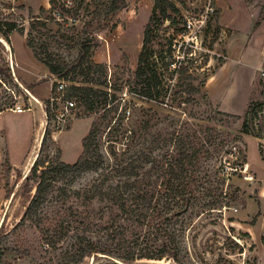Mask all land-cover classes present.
<instances>
[{"label": "rangeland", "instance_id": "1", "mask_svg": "<svg viewBox=\"0 0 264 264\" xmlns=\"http://www.w3.org/2000/svg\"><path fill=\"white\" fill-rule=\"evenodd\" d=\"M108 1L0 0V21L16 26L4 33L6 26L3 25L0 39L5 40L10 49L8 37L16 32L13 36L16 48L22 47L24 38L25 42H32L40 58L47 59L50 55L71 63L82 44L92 36L103 5ZM166 1L177 12L167 9L170 18L157 21L154 28L159 36L173 37L172 55L185 61L189 59L191 63L186 62L184 66L205 81L204 97H197L193 104H173L172 108L128 93L123 60H127L128 70L135 69L154 0L133 1L124 16L121 13L118 16L116 27L105 34L99 46L90 47L81 66L63 80L65 97L68 93L65 86L73 84L117 95L118 109L111 129L105 128L99 137L105 164L128 163L146 137L157 141L153 157L158 165L164 163L172 149L168 141L172 134L193 141L199 151L196 164L184 177L193 198L187 210L177 216L169 215L171 233L174 235L176 229L178 234L176 240L169 239V253H175L176 258L168 255L160 260L119 262L264 264V138H261L264 136V106L255 115L249 109L252 102L264 103V76L261 75L264 0ZM9 56L12 58L11 53ZM4 61L2 64L6 67ZM95 64H100L102 69L94 70L92 65ZM10 73L12 78L0 71V264H67L62 256L73 251L72 229L77 225L92 229L87 236L96 243L110 245L105 231L99 229L108 219V216L98 217L103 203L94 202L85 207L79 202L83 201L82 195H77V192L82 194L81 189L98 178L100 172H84L76 178L61 177L43 198L46 202L31 218L22 220L37 183L29 177L32 159L38 155L47 130L41 152L42 158L47 160L45 165L56 155L64 162L73 163L81 153L82 138L102 110L86 111L74 97H69L75 101V108L59 118L50 117L46 113V100L59 92L55 87L50 94L49 78L43 79L42 99L38 103L24 90V85L14 79L11 69ZM55 78L52 76L51 80ZM122 106L126 112L133 111V116H126L120 129ZM17 107L20 112L14 111ZM23 113L39 118L33 136L23 129L27 123V114L20 116ZM118 114L119 119L114 123ZM245 117L251 127L249 133L241 131ZM143 125L149 132L141 128ZM159 173L150 178L153 201H170L164 189L165 179L161 171ZM120 179L127 180L116 176L105 185L120 184ZM120 225L127 229V240L140 233L137 236L140 242L147 235V228L140 231L130 221L120 220ZM46 229L47 234L43 232ZM152 240L157 246L163 242V239ZM105 261H110L109 257L97 253L85 257L79 264Z\"/></svg>", "mask_w": 264, "mask_h": 264}, {"label": "trees", "instance_id": "2", "mask_svg": "<svg viewBox=\"0 0 264 264\" xmlns=\"http://www.w3.org/2000/svg\"><path fill=\"white\" fill-rule=\"evenodd\" d=\"M133 1L135 0H109L104 4L92 36L82 44L77 58L71 63L55 59L50 55L47 56V59H42L34 50L31 41L27 40L26 44L31 48L34 57L44 63L53 76L60 80H66L69 72L81 66L89 48L99 46L105 34L116 27L119 23L118 16L120 13L124 16ZM162 2L165 5L161 6ZM167 9L174 13L177 12L168 1L154 0L152 13L143 31L141 49L135 69L128 70L127 60H123L127 75L124 85L127 87L128 93L137 98L164 103V105L174 108L175 105L173 104H193L197 101V97H204L202 88L205 81L200 79L188 66H184V63L188 62L189 59L185 61V59H179L172 55L170 46L173 37L159 36L155 30L154 24L157 21L170 18ZM173 22L178 23V20H173ZM120 23L123 26V23ZM3 25L6 26V29L3 30L4 33L16 29L14 23L0 21V31ZM92 68L99 70L102 69V66L95 64L92 65ZM0 71L12 78L9 68L4 67L2 63H0ZM56 85V81H53L52 92ZM65 88L68 92L66 98L74 97L86 111L94 112L101 109L102 112L91 123L87 134L82 138L81 153L73 163L64 162L59 155H56L53 160H49L45 165L47 160L41 156L42 146L48 132L45 130L39 153L30 168L29 177L37 180L35 192L26 207L22 220L31 218L37 209L46 202L43 201V198L61 177L67 175L76 178L84 172L99 171L98 178L83 187L81 189L82 194L77 192V195H82L83 201L79 202L85 207L93 205L94 202L103 203V206L98 210V217L104 219L108 216V219L99 229L105 231L106 240L110 242V245L96 243L87 236V232L92 229L77 225L72 229L74 231L73 251H67L62 256L67 264H79L85 257L97 253L106 255L110 259V261L99 264H121L119 261L128 262L136 259L160 260L167 257L170 255L169 239L176 240L178 235H176V229L174 235L171 233L173 229L169 224L171 221L169 215L177 216L187 210L189 201L193 198L192 190L184 181V177L189 172V168L193 167L198 160L199 151L196 150V145L193 141H185L181 135L172 134L168 138L172 149L166 155L165 158L167 159L164 163L158 165V162L155 164L153 157L157 141L146 137L141 141L140 150L134 153L135 157L130 158L128 163L109 166L105 164V156L99 144V137L105 128L111 129L112 119L115 118L118 109V104L115 102L117 95L109 91L75 84L65 86ZM48 103L49 100H46V112H48ZM263 106L264 103L262 102H252L249 109L255 115ZM119 114L120 129H122L123 119L130 114L133 116V111L126 112L122 106ZM119 114L114 123L118 121ZM225 114L238 118L237 115ZM141 128H144L145 132H149L147 126L144 127L143 125ZM250 128L248 118L245 117L241 131L249 133ZM123 133L124 131L121 134ZM160 171L163 179H165L164 189L168 192L170 201H153V187L150 178L153 174L159 176ZM52 173H54L53 177L51 176ZM116 176L125 177L127 180L120 179V184L105 185V182H110ZM141 179H145V182L143 183ZM94 199L100 201H92ZM75 214L81 215L79 211H75ZM120 220L130 221L140 231L147 228L145 229L147 235L144 236V240L138 241L137 236L140 233H135L134 239L127 240V229L121 227ZM43 232L49 233L48 229ZM62 237L63 235L60 238ZM153 238L163 239L162 244L155 245ZM48 242L46 241V244ZM170 257L175 259V253H172Z\"/></svg>", "mask_w": 264, "mask_h": 264}, {"label": "crops", "instance_id": "3", "mask_svg": "<svg viewBox=\"0 0 264 264\" xmlns=\"http://www.w3.org/2000/svg\"><path fill=\"white\" fill-rule=\"evenodd\" d=\"M16 32H12L9 38V46L10 49H6L2 43L3 39H0V55L2 54L3 57H7L9 53H11L12 60H13V73L16 77V80L21 84L24 85V88L27 89L30 94L38 100L40 103V86L43 82L45 77L49 78L50 82V94L52 90V83L54 80L52 79V74L49 72L48 68L38 61L31 49L26 45L25 39L23 38V45L20 48H16L13 43V36ZM5 41V40H4ZM5 48V49H4ZM10 50V52H9ZM55 77V76H53ZM50 96V95H49ZM49 98V97H48ZM4 113V112H3ZM25 119L27 121L25 127L23 129L31 136L34 135V131L37 128L36 119H39L37 115H32L31 113H23L20 116L25 115ZM31 114V115H30ZM1 117V115H0ZM22 133V131H20ZM41 139V136L40 138Z\"/></svg>", "mask_w": 264, "mask_h": 264}, {"label": "built area", "instance_id": "4", "mask_svg": "<svg viewBox=\"0 0 264 264\" xmlns=\"http://www.w3.org/2000/svg\"><path fill=\"white\" fill-rule=\"evenodd\" d=\"M75 20V19H73ZM6 48V47H5ZM7 49V48H6ZM3 60H5V64L8 68L11 69V72L13 70V60L9 56L7 57H2ZM2 58L0 57V63H2ZM9 69V70H10ZM261 75L264 76V69L261 70ZM57 85H56V90L59 92L56 95H52L49 97V103H48V113L50 114V117L53 118H59V116H64L68 114L72 109L75 108L76 103L73 99L71 98H66L63 93V88H64V81L55 78ZM46 110H47V105H46ZM14 111L20 112L21 109L17 107ZM47 113V112H46ZM48 117V116H47Z\"/></svg>", "mask_w": 264, "mask_h": 264}, {"label": "water", "instance_id": "5", "mask_svg": "<svg viewBox=\"0 0 264 264\" xmlns=\"http://www.w3.org/2000/svg\"><path fill=\"white\" fill-rule=\"evenodd\" d=\"M12 74H13L14 79L16 80V77H15L13 71H12ZM16 81H17V80H16ZM17 82H18V81H17ZM18 84H20V83L18 82ZM20 85H21V84H20ZM24 90L30 95V97H31L32 99H34L35 101H38L35 97H33V96L30 94V92H29L27 89L24 88Z\"/></svg>", "mask_w": 264, "mask_h": 264}, {"label": "bare ground", "instance_id": "6", "mask_svg": "<svg viewBox=\"0 0 264 264\" xmlns=\"http://www.w3.org/2000/svg\"><path fill=\"white\" fill-rule=\"evenodd\" d=\"M2 43H3V45L7 48V49H9V47L7 46V43L5 42V41H3L2 40ZM40 141V140H39ZM34 161V159H32V162Z\"/></svg>", "mask_w": 264, "mask_h": 264}]
</instances>
